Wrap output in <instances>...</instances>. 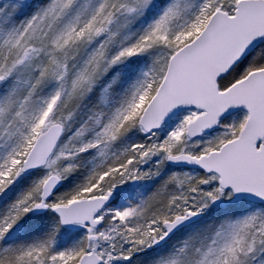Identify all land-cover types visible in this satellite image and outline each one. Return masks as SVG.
<instances>
[{"label": "snow or ice", "instance_id": "1", "mask_svg": "<svg viewBox=\"0 0 264 264\" xmlns=\"http://www.w3.org/2000/svg\"><path fill=\"white\" fill-rule=\"evenodd\" d=\"M0 264H264V0H0Z\"/></svg>", "mask_w": 264, "mask_h": 264}]
</instances>
